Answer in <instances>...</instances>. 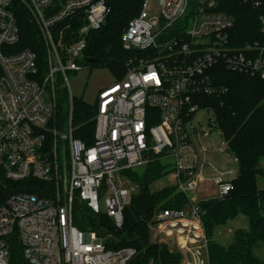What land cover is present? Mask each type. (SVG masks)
<instances>
[{
  "label": "built area",
  "instance_id": "obj_1",
  "mask_svg": "<svg viewBox=\"0 0 264 264\" xmlns=\"http://www.w3.org/2000/svg\"><path fill=\"white\" fill-rule=\"evenodd\" d=\"M223 1L159 0L158 18H148L144 1L122 36L124 49L139 56L128 62L123 80L98 93L94 143L88 145L75 137L68 72L88 67L87 37L105 24L108 0H0V177L26 186L0 193V264H129L136 250L109 249L95 232L79 229L75 207L84 203L122 228L134 195L122 182L130 185L125 173L157 159L168 165L167 175L173 174L191 209L158 211L153 242L173 241L185 256L179 264H190L188 254L191 264H211L208 253L193 247L204 242L207 252L199 202L228 196L235 178H229L233 171L212 165L209 148L197 145L202 134L194 118L205 110L200 98L215 90V68L264 79V14L263 42L241 47L234 17L221 10ZM252 4L264 9V0ZM21 13L39 30L44 60L22 46ZM59 82L70 102L62 125ZM217 151L230 154L224 139ZM207 166L210 178L204 176ZM34 183L52 185L54 196L29 191ZM202 184L208 195L198 200ZM15 244L21 260L13 257Z\"/></svg>",
  "mask_w": 264,
  "mask_h": 264
},
{
  "label": "trees",
  "instance_id": "obj_2",
  "mask_svg": "<svg viewBox=\"0 0 264 264\" xmlns=\"http://www.w3.org/2000/svg\"><path fill=\"white\" fill-rule=\"evenodd\" d=\"M144 1L108 0L109 15L105 24L87 37L85 65L108 69L115 81L125 78L128 62L139 55L124 49L122 36L130 22L140 14ZM223 2L221 10L235 19L237 45L242 47L251 41L262 43L259 19L264 9L255 8L252 0ZM19 28L22 46L38 52L40 59L44 60L45 48L39 30L25 13L20 14ZM88 59H93V63H88ZM212 79L215 90L202 96L200 105L213 113L215 121L211 126L220 131L228 143L240 172L233 180L234 189L228 196L199 202L201 221L208 240V257L211 264H264V260L255 253L264 244V188L258 185V178L264 177V79L230 72L223 66L215 68ZM60 88L57 120L62 125L69 120L70 102L67 90ZM73 125L76 128L75 137L92 145L96 130L95 106L81 98H74ZM167 173L168 165L159 159L144 168L125 173L137 188L131 203L125 208L122 228H116L107 215L95 214L80 202L75 207L76 226L82 231L95 232L109 249L136 250L129 264L181 263L183 257L180 251L152 240V226L158 211H182L190 205L188 198L175 187L160 191L152 189V185ZM24 187L0 177L2 194L17 193ZM31 189L29 191L41 196H54L52 185L34 183ZM239 214L248 217L250 229L236 231L228 248L214 242L212 236L215 227L233 220ZM20 249L18 244L13 247V257L19 260Z\"/></svg>",
  "mask_w": 264,
  "mask_h": 264
},
{
  "label": "rangeland",
  "instance_id": "obj_3",
  "mask_svg": "<svg viewBox=\"0 0 264 264\" xmlns=\"http://www.w3.org/2000/svg\"><path fill=\"white\" fill-rule=\"evenodd\" d=\"M145 12L148 18H158L161 14V7L159 0H147L145 6ZM68 78L70 82V88L74 98H81L86 103L90 105H95L98 93L103 88L113 84L115 82L114 77L110 73V71L106 68L102 67H85L79 72H68ZM66 85V83H65ZM69 89V88H68ZM215 121V117L211 111L200 110L196 113L194 118V124L198 132L202 135L199 138H196V143L198 146L202 145L209 148L210 153L208 155L209 161L212 165L220 171H233L234 174L229 178H237L240 172V168L238 163L234 160V156L230 154H224L218 152V148L221 146L223 142V137L215 127L209 126L210 123ZM209 133L208 136L203 134ZM264 167V160L262 162ZM124 175V174H123ZM212 167L207 166L204 170V176L206 178H210L212 176ZM125 177V175H124ZM122 182L125 187H131L134 189L137 188L134 184L130 183L128 185L125 179H122ZM258 185L260 188H264V177L258 178ZM177 186V181L173 177L172 173L164 176L163 178L158 179L153 185L152 189L154 191H160L167 187H175ZM208 187L207 184H202L201 189L197 193L198 200L204 199L206 195L202 192V188ZM213 190L209 193L211 194ZM110 196V192L107 191L103 195V200ZM190 207L187 208L186 211H190ZM250 229V222L248 217L243 214H239L233 220L228 221L225 224H221L215 227L213 231L212 240L217 244L228 248L232 244L234 233L238 230H246ZM163 239V238H162ZM168 246V245H167ZM170 246H173L172 250H178L176 244L173 241H170ZM169 246V247H170ZM195 250L200 251L202 255H206V245L205 243H200L193 246ZM256 255L264 260V244H262L261 248L255 251ZM183 259L185 258L182 255Z\"/></svg>",
  "mask_w": 264,
  "mask_h": 264
},
{
  "label": "water",
  "instance_id": "obj_4",
  "mask_svg": "<svg viewBox=\"0 0 264 264\" xmlns=\"http://www.w3.org/2000/svg\"><path fill=\"white\" fill-rule=\"evenodd\" d=\"M87 62L91 64L93 63V59H88ZM209 126H211V123L209 124ZM187 258H188L189 263L191 264L192 258L189 254L187 255Z\"/></svg>",
  "mask_w": 264,
  "mask_h": 264
}]
</instances>
